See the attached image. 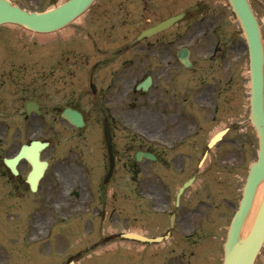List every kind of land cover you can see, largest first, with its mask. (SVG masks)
<instances>
[{
    "label": "flooded vegetation",
    "instance_id": "obj_1",
    "mask_svg": "<svg viewBox=\"0 0 264 264\" xmlns=\"http://www.w3.org/2000/svg\"><path fill=\"white\" fill-rule=\"evenodd\" d=\"M223 6L215 8V5H208L207 0L191 3L184 0H129L127 4L118 0H98L82 22L68 26L63 35L59 32L50 36L45 65L33 71L29 84L23 87L17 81V68L5 70L0 77V134L2 138H7L3 142L7 147H0V181L4 186L2 198L21 199L32 195L27 182L32 170L30 163L20 161L17 166L19 175L14 176L6 160L13 159L24 145L32 141L48 143L47 149L42 152V159L48 162V168L33 195L36 199L42 198L41 202L46 206V209L36 212L45 214L39 224L44 223L43 227L51 230L49 206L55 184V149L61 147V142L70 131L62 113L67 108L76 109L86 120L87 115L81 105L86 100L101 104L102 80H99L97 67L99 63L115 61L116 58L114 49H101L102 43L114 42L118 38L133 43L144 31L186 13L184 19L175 21L168 29L127 48L126 53H137L148 70L153 67L158 69L159 98L152 97L150 102L157 101L159 113L146 114L143 125L127 137L120 136L115 129L112 131L114 172L106 180L110 162L105 146L102 152L104 173L97 179V184L102 201L111 195L114 202L119 186H125L123 190L129 198L132 225L141 221L146 228H162V234L169 232L171 236L180 231L187 233L199 227L203 229V223L199 224V221L210 215L207 212L220 206L215 199L217 192L226 184H231L234 177L237 181L241 178L232 174L246 168L247 151L254 152L257 144L254 129L247 121V102L242 97L246 81L241 85L240 66L237 71L233 66H221L227 56L224 44L227 28L224 23L229 18V7ZM257 15L264 40V10ZM187 20L193 24L186 39L214 42L213 54H217L215 58H210L207 49L190 51V69L178 61L183 48L184 21ZM205 35L206 38H202ZM54 36L60 38L55 39ZM92 54H101L102 59L86 71V56ZM72 67L82 71L80 81H83L75 87L70 85ZM2 77L7 81H3ZM152 78L154 84V76ZM115 79L119 81V77ZM92 85L97 89L95 93ZM28 103L32 104L30 108ZM115 115L116 111L114 121ZM5 117H17L18 129L15 133L11 132ZM94 118L102 120V112ZM10 134L16 136L9 142ZM100 143H103L102 138ZM9 150L13 153L8 154ZM139 151L153 154L155 160L144 158L141 162L137 161L136 153ZM206 153V162L201 167ZM64 169L62 164L57 167L62 176H65ZM120 171L125 174H119ZM200 177L201 182L196 186ZM189 180H193V184L185 191L177 208V193ZM112 185L114 190L108 194ZM167 208L171 215L175 214L172 228L170 225L166 228L162 224L163 217H160ZM97 214L102 217L100 212ZM136 214H140L142 219ZM18 234L20 245L32 239L25 232ZM99 243L101 240L93 245ZM185 243L188 246L192 244L190 240ZM21 260L12 263L10 259L7 262V259L0 258V264H21ZM29 260L27 263L37 264Z\"/></svg>",
    "mask_w": 264,
    "mask_h": 264
},
{
    "label": "rangeland",
    "instance_id": "obj_2",
    "mask_svg": "<svg viewBox=\"0 0 264 264\" xmlns=\"http://www.w3.org/2000/svg\"><path fill=\"white\" fill-rule=\"evenodd\" d=\"M14 5L20 6L29 12H38L42 10H48L54 8L68 0H10ZM129 0H118L119 3L127 4ZM195 0H184V2H191ZM208 5H215V8L224 7L230 5L229 0H207ZM255 14L264 10V0H249ZM216 13V12H215ZM227 28V34L224 37L226 59L221 66H233L242 71L241 85H244L246 79V86L242 91V97H249V59L246 41L243 35V31L240 23L229 9V18L224 23ZM187 31L184 32V45H191L186 40ZM50 36H41L31 34L24 31L20 27L5 26L0 28V77L3 72L9 68H17L16 76L17 81L21 82L23 87L31 82L33 71L36 68H41L45 65L47 53H48V41ZM55 39H59V36H54ZM202 38H206V35ZM198 43V44H197ZM191 48L194 50L207 49V42H197ZM103 48L114 47V50H118L117 54L120 55L119 48L124 44L123 41L115 39L114 42H103ZM211 42L208 46V53L211 51ZM100 57L97 55L87 56L86 69L90 64L98 60ZM130 55L123 54L118 57L117 62H109L107 65H100L101 72L99 73L102 80V87L105 89L107 95V102L109 104L104 105L103 111H107L114 119V108L117 109L119 115L118 128L119 134H126L125 130L137 129L136 125L143 123V117L145 113H156L158 106L147 107L148 100L151 97L159 96V84H158V69L153 67L152 74L155 77L156 84L147 92L145 96H139L132 92L139 82L142 81L146 70L143 68L142 58H138L135 54L132 61H129ZM127 61V63H125ZM235 70V69H234ZM74 68H71L70 85L75 87L82 77L81 71L75 72ZM115 71V72H114ZM114 73V77L118 75L119 81L115 78L111 80V75ZM6 75V74H5ZM3 81H7L5 77H2ZM83 81V80H82ZM80 81V83L82 82ZM79 83V84H80ZM1 87V85H0ZM114 98L116 103L114 105ZM134 103H136L135 106ZM82 108L88 113L89 121L88 126L82 131L83 139L77 140L74 138V133L70 131L67 133L66 142L63 144L65 151L59 153V149H55L54 165L56 174H54V186L53 196L50 202L49 209L51 210L52 226L51 235L49 238L52 240V253L49 255V249L51 246H47L45 241L46 227L39 224L43 221L45 214L36 213L46 209L45 203L41 202L42 198H34L29 196L22 205L21 209H24L25 214L22 217L16 218L19 211V201L17 200H4L2 195L4 193V186L0 181V258L9 259L14 263L15 260H21V264L46 263L47 259L49 263L64 264L69 261H76L75 259H81L77 264H164L167 259V253L162 250L151 252L148 249L146 252L138 254L132 252L129 247V243L124 239L114 237V242L110 239L106 240L104 236L108 230L124 232L130 226V223L126 221L128 210L126 207L129 203L128 198L124 196L125 186H119V192L117 199H114L109 195L104 201L98 199L96 180L101 173L100 160L98 157V144L95 142L98 133L101 130L99 121H95L89 109L94 111L96 108L95 102L86 100L85 104L81 105ZM249 107V106H248ZM8 108V107H6ZM91 115V116H90ZM249 115V110H248ZM247 117V116H246ZM6 122L10 123L11 132L15 133L18 129L17 117H5ZM1 120V116H0ZM248 121V120H247ZM15 134L8 135V140H15ZM24 138V137H23ZM7 138H2L0 134L1 148L7 147L3 142ZM20 144V142H19ZM71 149L69 153L68 150ZM68 151V152H67ZM85 153L82 156L81 154ZM13 153L9 150L8 154ZM254 152L247 151V163L246 168L240 169L238 174L241 178L237 181L234 177V181L231 184H226L225 187L220 188L218 195H216V201L220 205L209 216L203 218L201 221L204 224V229L210 233H202L198 236L199 244L193 248L190 247V252L193 253L191 257L189 254L185 256L183 262L179 264H185V261H191L192 264H222L223 258V245L227 238V231L232 220V217L239 205L240 198L242 196V190L244 185V176L249 166L254 162ZM64 157V158H63ZM63 163L67 166L64 169L65 176H62L57 171L58 164ZM61 172V171H60ZM119 173V172H118ZM59 174V175H58ZM122 175V171L120 173ZM90 182V186H85L87 181ZM201 179V178H200ZM113 186V185H112ZM76 189L80 192L78 198L72 196L71 190ZM110 189V187H109ZM113 188L110 189V194ZM91 193V194H90ZM100 193V191H99ZM94 195V196H92ZM100 197V196H99ZM118 203V205H117ZM115 209V210H114ZM101 212L105 215V218L97 217L95 212ZM115 213V215H114ZM37 214V217L36 215ZM113 215V216H112ZM11 216V217H10ZM107 217H113V219L107 220ZM169 215L162 220V224L168 222ZM37 220V222H36ZM125 220V221H124ZM119 221L118 225L116 224ZM125 222V223H124ZM49 225V226H50ZM42 226V227H41ZM169 225L166 223V228ZM39 230V233L37 231ZM43 230V231H42ZM4 231V232H2ZM2 232V233H1ZM7 232V233H5ZM19 232H25L31 236L32 239L28 240L24 244L16 245L19 240ZM28 232V233H27ZM163 233V229L161 230ZM37 233V235H36ZM25 235V234H23ZM100 238L102 245L97 248H91V245L98 241ZM107 242L106 244L103 242ZM195 242V241H190ZM20 243V241H19ZM36 245V246H35ZM182 249L186 246L183 242L180 243ZM42 253L40 250H45ZM188 248V247H186ZM131 251V252H130ZM152 253V255H151ZM74 257V258H72ZM206 257V258H203ZM35 260H34V259ZM27 259V260H26ZM177 259V258H176ZM172 264H177L179 261L174 259ZM48 263V264H49ZM258 264H264V248L259 255Z\"/></svg>",
    "mask_w": 264,
    "mask_h": 264
},
{
    "label": "water",
    "instance_id": "obj_3",
    "mask_svg": "<svg viewBox=\"0 0 264 264\" xmlns=\"http://www.w3.org/2000/svg\"><path fill=\"white\" fill-rule=\"evenodd\" d=\"M94 1L70 0L52 11L28 13L6 0H0V26L15 24L32 32L51 33L79 17ZM230 2L242 24L248 43L251 70V118L259 135L260 150L257 163L251 168L240 209L233 219L228 234L224 264H253L264 242V201L248 239L241 241L237 234L249 213L258 186L264 181V57L259 27L248 1L230 0ZM149 84L150 80L143 85L144 90L148 89ZM67 117L71 124L78 127L83 126L82 117L78 113L70 112ZM106 134L110 145L108 127ZM140 156L138 155L139 159ZM37 164L41 166L40 163ZM241 242L243 243L241 244Z\"/></svg>",
    "mask_w": 264,
    "mask_h": 264
},
{
    "label": "bare ground",
    "instance_id": "obj_4",
    "mask_svg": "<svg viewBox=\"0 0 264 264\" xmlns=\"http://www.w3.org/2000/svg\"><path fill=\"white\" fill-rule=\"evenodd\" d=\"M246 188V186H245ZM264 201V182L261 183V185L258 186L256 193L254 195L251 207L249 209V213L244 219L243 225L241 227V230L238 232L237 235H239V239L247 240L248 236L250 235L251 231L253 230L254 222L256 219V216L258 215V212L260 210V207ZM243 242H241L242 244Z\"/></svg>",
    "mask_w": 264,
    "mask_h": 264
}]
</instances>
